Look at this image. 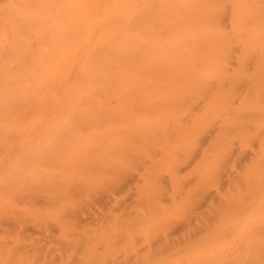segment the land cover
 Listing matches in <instances>:
<instances>
[{
  "label": "bare ground",
  "instance_id": "1",
  "mask_svg": "<svg viewBox=\"0 0 264 264\" xmlns=\"http://www.w3.org/2000/svg\"><path fill=\"white\" fill-rule=\"evenodd\" d=\"M132 159L139 227L160 199L213 200L196 244L147 264H264V0H0V264H88Z\"/></svg>",
  "mask_w": 264,
  "mask_h": 264
},
{
  "label": "rangeland",
  "instance_id": "2",
  "mask_svg": "<svg viewBox=\"0 0 264 264\" xmlns=\"http://www.w3.org/2000/svg\"><path fill=\"white\" fill-rule=\"evenodd\" d=\"M131 159V158H130ZM136 161V159H132V161H130L129 163H128V165L130 164L131 165V167H129L128 165H125L126 164V162H125V164L123 165V168H121V169H125L124 171H125V173L127 174L126 175V177L127 176H129L128 177V180H130L133 176L135 177V178H137L136 176H140V175H144L143 173H142V171H140L141 169H143V168H141L142 166H143V164H142V166L140 167L139 166V164H137V162H135ZM128 162V161H127ZM135 162V163H134ZM138 162L140 163V161L138 160ZM135 164L140 170L138 171V168L136 169L135 167L134 168H132V166ZM128 167L129 168H132L131 169V171H129L128 170ZM134 169H136V170H134ZM120 170V169H119ZM126 170L128 171V172H133L132 173V175L133 176H131V174L130 173H127L126 172ZM146 171V170H145ZM120 173H123V172H121L120 171ZM134 173H135V175H134ZM142 173V174H141ZM130 174V175H129ZM122 175V174H121ZM124 175V174H123ZM116 176H120V174L118 175H116ZM131 177V178H130ZM121 178H124V176H121ZM115 180V179H114ZM116 180H117V178H116ZM123 180V179H122ZM133 180V179H132ZM132 180H130V181H132ZM124 181H125V178H124V180H123V183H124ZM127 181V180H126ZM116 181H114V183H115ZM120 183V184H119ZM122 183V185H121V179H119V182H118V184H117V182H116V186H120V188L119 187H114L116 190H114L113 188H111V189H113L114 191V195L115 196H117V199H120V201L121 202H123L124 201V203H122V206L121 205H119V208H121V207H123V208H121V210L119 211V214L121 215L120 216V221L121 220H126V219H128V218H126V214L125 213H128L127 215H131V213H130V211L131 210H135V209H139V208H141V206H140V203H141V201H140V197L141 196H136L139 192V188H142V186L144 185V184H142L141 182H140V184H137V183H139V182H135L134 180H133V183H135V185H134V187L137 185V187H136V189L135 188H133V184H131L132 185V190H134V191H132L131 193H135L134 194V197H132V198H136L135 199V201H134V199H133V201H132V199L130 200L129 199V201H128V198H131V196H129L128 197V194L125 192L124 193V189L125 188H127L128 186H129V183H132V182H127L128 184H126V185H128V186H125V184H123ZM126 183V182H125ZM185 183V182H184ZM191 183L194 185V183H193V181L191 182L190 181V185H191ZM189 184V183H188ZM214 184H215V182H214ZM187 185V184H186ZM185 184H183V186H185V188H187V191H188V188L189 187H187ZM193 185H192V187H193ZM189 186V185H188ZM122 187H124L123 189H122ZM129 187H131V186H129ZM139 187V188H138ZM191 186H190V188H192ZM138 188V189H137ZM183 188V187H182ZM106 189V188H105ZM120 189H121V191H120ZM130 189V188H129ZM129 189H126V190H128V193H129ZM193 189V188H192ZM191 189V190H192ZM103 191H104V189H102ZM123 190V191H122ZM125 190V191H126ZM186 190V189H185ZM189 191L188 192V195H186L185 196V198H184V196L183 197H181V200H180V197H177V199H176V201H174V202H172L171 200L169 201V200H166V202H165V199H160L159 201H157L158 202V205H159V208H160V213H161V210L162 211H165V213L164 212H162L161 214V216L159 215V217H158V215L155 213L156 211H158L157 209H156V204H154V203H147V205L148 204H150V205H148V206H146V204H144V206H143V204H141L142 205V207H144L145 208V206H146V209H148V208H151V210H152V212H154V215H155V218H153L151 221H150V223L148 222V220H146L145 218H144V222H145V225L146 226H144V227H139L140 226V224H139V221H140V219H136L137 218V215H135V217H134V215L132 214L131 216H133L135 219H128V220H126V221H124L123 220V222L121 221H119V219H118V222H116L117 224H116V230L115 231H110V230H108L109 232H107V233H105L106 231L104 230V229H102V237L104 238V239H107L108 240V243L107 244H104L106 247H104V245H103V247H104V250L102 249V248H100V245H102L103 244V239H102V237H101V244H96L95 245V242H94V239L93 240H91V242L89 243V244H91V246H93L92 244H93V242H94V247L92 248V250L90 249L89 250V248L88 249H86L84 252H88V255L87 256H91L90 257V259L88 260V264H92V261L93 260H95V259H97V258H101L100 260H99V262H98V260H96V263H98V264H109V262H111L112 261V259L114 258L113 256L114 255H116L118 252H120L121 254H123V256L121 257V255L119 256V255H116V256H118V257H121L122 259H120L119 260V258H118V260H116L115 261V259H113L114 261H112L110 264H127L126 263V261L127 262H131V263H133L134 264V261H135V264H147L148 262H150V261H153V259L152 260H150L149 258H148V256H149V253H154V251H153V248L154 249H156V251H157V253H160L157 249L160 247L158 244H163L162 245V247L167 243H169V242H171L172 243V245H173V248H171V244H169V246H166L167 248L168 247H170V249H167V248H165V246L163 247V249L165 250H170V251H167L166 253H169V252H171L172 253V251H175V249H180V248H182V247H184V245H189V244H196L197 242H198V237L199 236H201L202 234H203V231H204V227H205V224L206 223H208V221H209V219L207 220V221H205L206 220V218L204 219V217L207 215V213L208 214H211L212 212H210L211 211V209H210V206H211V204H212V202L211 201H213V200H211L210 199V195L208 194V192H207V187H205L204 188V192L202 193L200 190L198 191V189H196V188H194L192 191ZM109 191H111V190H109ZM130 191H131V189H130ZM136 191V192H135ZM141 191H142V189H141ZM140 191V192H141ZM105 192H107V191H105ZM197 192H200L201 193V195H202V197H203V202L201 203V200H200V203H199V201H197L196 202V204H195V198H197L198 196H200V195H198V196H196L195 195V197L193 196L194 194H197ZM122 193H124L123 195H122ZM130 193V194H131ZM126 194V195H125ZM97 196H99L100 194H96ZM96 195H93V194H91L90 196L88 195V198H90V201L88 202V205H87V207H91V209L93 208V206L92 205H94V201H95V198L97 197ZM131 195H133V194H131ZM94 197V198H92V197ZM136 196V197H135ZM191 196H193V197H191ZM138 197V198H137ZM190 198H192V200L194 199V203L193 202H191V203H188L189 201L188 200H190ZM94 199V200H93ZM202 199V198H201ZM137 200H139L138 202H137ZM178 200H180V201H178ZM92 201V202H91ZM129 202V203H127V202ZM132 201V202H131ZM169 201V202H168ZM188 201V202H187ZM91 202V203H90ZM133 205H135L136 203H134V202H137V203H139V206L137 205V208H134V207H132V204ZM171 202V203H170ZM178 202H180V203H178ZM93 203V204H92ZM130 205L131 204V207L129 206V208H130V210H128V206H125V208H127L126 209V211L124 212V204L125 205ZM163 204V205H160V204ZM185 203H187V205H189V206H187L186 207V205H185ZM121 204V203H120ZM191 204V205H190ZM200 204V205H199ZM206 206H205V205ZM216 204V203H215ZM136 205H135V207H136ZM172 207H171V206ZM207 205H208V208H207ZM194 206V207H193ZM205 206V207H204ZM213 207H215V205L213 204L212 205ZM191 207L192 209L190 210L189 208ZM196 207V208H195ZM201 207V208H200ZM217 207V206H216ZM158 208V207H157ZM167 208V209H166ZM170 208V209H169ZM188 208V209H187ZM193 208H195V210L193 209ZM124 209V210H123ZM187 209V210H186ZM201 209V211L203 212V213H199L200 210ZM128 210V211H127ZM191 212H190V211ZM198 210V211H197ZM187 212V213H186ZM197 212V214H195V213ZM207 212V213H206ZM158 213V212H157ZM160 213H158V214H160ZM192 213V214H191ZM206 213V214H205ZM123 214H124V216H125V218H124V216H123ZM135 214V213H134ZM202 214H204V215H202ZM179 215V216H178ZM191 217H190V216ZM201 215V216H200ZM122 216H123V218H122ZM130 216V217H131ZM199 216V217H198ZM203 216V217H202ZM128 217V216H127ZM129 217V218H130ZM139 217V216H138ZM161 217V218H160ZM181 217H183V219L181 218ZM193 217V218H192ZM207 217V216H206ZM181 218V219H180ZM189 218H192V220L190 219V221H189ZM195 218V219H194ZM194 219V220H193ZM198 219V220H197ZM139 220V221H138ZM142 221H143V219H141ZM172 220V221H171ZM179 220H181V222L183 223V225L181 224V222L180 223H178L179 222ZM183 220H185V221H183ZM128 221V223H126V224H128L129 226H130V229H131V225H133L132 223H135L134 225H136V226H138L139 228H138V230H139V232H140V237L137 235V231H134L135 232V234L140 238V240L142 241H140L139 239V241L141 242V243H139L140 245L141 244H143V246H142V248L144 249H141V247H139V245L137 244L138 242L135 240V239H137V237H135L134 238V236H136L135 234H132L131 232H132V229H133V226H132V229L130 230V229H128L129 227H126L128 230H125L126 228L124 227V225H125V222H127ZM189 222L188 224L190 225H188V224H186L187 222ZM132 222V223H131ZM144 222H142V225L144 224ZM171 222H172V228L169 226V224H171ZM178 223V224H176V223ZM190 222H192L193 224H195L194 226H192L191 225V223ZM119 223H121V225H119ZM140 223H141V221H140ZM184 223L187 225H185L186 227H184ZM205 223V224H204ZM175 224H176V226H175ZM118 225H119V227H118ZM122 225H123V227H122ZM127 225V226H128ZM141 225V226H142ZM179 225H181V226H179ZM121 226V227H120ZM136 226H134V227H136ZM161 226H163L164 228H162ZM177 226H179V227H177ZM160 227V228H159ZM166 227V228H165ZM167 227H168V231H167ZM169 227H170V229H169ZM177 227V228H176ZM181 227H183V229L181 228ZM117 228H119V230H117ZM124 229L125 230V232L124 231H122V229ZM158 228L160 229V233L159 234H161L164 230L166 231V233L164 234V233H162L161 235H162V237H163V239H162V237L158 234V238H159V236H160V238L159 239H157L156 237H157V233L158 232H156V231H159L158 230ZM195 228V229H194ZM197 228H198V231H196L197 232V234H198V236L196 235V238H194L193 239V235L192 236H190V233H194L195 234V230H197ZM137 229V227L135 228V230ZM176 229H180V231H178V230H176ZM187 229V230H186ZM134 230V229H133ZM154 230V235H152L151 233V231H153ZM181 230H182V232H181ZM185 230H186V232L188 233V234H186V232H185ZM131 231V232H130ZM162 231V232H161ZM169 231H171V232H169ZM190 231H192V232H190ZM122 232H124V233H122ZM133 232V233H134ZM155 232H156V234H155ZM167 232H169V236H171L170 235V233L172 234V237L170 238V239H172L173 238V240H175V242H177L178 240V242L175 244V242L173 241V240H169V238L167 237ZM184 232V233H183ZM109 233V234H108ZM179 233V236H177V234ZM104 234L106 235V237L107 238H105L104 237ZM150 234H151V237H150ZM164 234V235H163ZM185 234H186V236H185ZM111 235V236H110ZM118 235H119V237H118ZM123 235H126V237H124V239L126 238V239H128V243L130 244V246H129V249L131 248V252L130 251H128V249H127V247H128V245L126 244V242H122L123 243V246L124 245H126L127 247H123V246H119L120 248H118V250L116 249V244H119L118 243V240H120L121 239V237H123ZM134 235V236H133ZM181 236V237H180ZM150 237V238H149ZM192 237V239L193 240H191L190 238ZM35 238H36V234H35V232L34 233H32L31 231H29V232H25V239H24V241H22L23 242V244L21 245V247L19 248V251H22L23 253L25 252V251H27V250H29V251H31V249H32V247L34 246V245H36V242H35ZM119 238V239H118ZM134 238V239H133ZM149 238V239H148ZM180 238V239H179ZM186 238H188V240L190 241H188V243L186 242L187 241V239ZM157 239V240H156ZM163 240L162 242L160 241V240ZM181 239H183L184 240V242H186L185 244L184 243H182V240ZM90 240V239H89ZM122 240V239H121ZM156 240V242H155V245H153L154 244V241ZM124 241V240H123ZM137 243H136V242ZM169 241V242H168ZM174 243H173V242ZM161 242V243H160ZM27 243H31V245L30 246H28V245H25V244H27ZM165 243V244H164ZM174 244H175V246H174ZM85 245H86V243H85ZM121 245V244H120ZM137 245V246H136ZM159 246V247H158ZM87 247V246H86ZM102 247V246H101ZM123 247V248H122ZM162 247H160V249H162ZM91 248V247H90ZM101 249L100 251L103 253V254H100V251H99V255L96 253V252H98L97 250L98 249ZM122 248V249H121ZM140 248V251L142 252V250H143V253L145 252V254L144 255H140L141 253H140V251H139V253H137V251H138V249ZM146 248V249H145ZM121 249V250H120ZM127 249V250H126ZM103 250V251H102ZM165 250V251H166ZM155 251V252H156ZM165 251H164V253L162 252V250H161V252L162 253H160L159 255L157 254V253H155V255H157V256H155L154 258H158V257H160V256H162V255H164V254H166L165 253ZM132 253V254H130V253ZM90 253V254H89ZM128 253V254H127ZM139 254V255H138ZM111 255H112V257H111ZM127 255H129V256H127ZM131 255H133V258H132V256ZM96 256H97V258H96ZM99 256V257H98ZM115 256V257H116ZM130 256H131V258L132 259H134V261L130 258ZM138 256H140V257H138ZM142 256H143V262H140L141 260L140 259H142ZM132 260H130L129 258ZM116 258V259H117ZM87 259V258H86ZM127 259H129V260H127ZM109 260H111V261H109ZM108 262V263H107ZM83 264H86V263H84L83 262ZM93 264H95L94 262H93ZM128 264H130V263H128Z\"/></svg>",
  "mask_w": 264,
  "mask_h": 264
}]
</instances>
